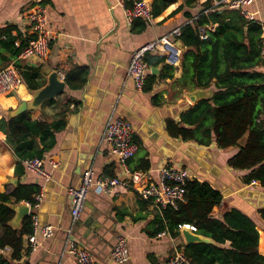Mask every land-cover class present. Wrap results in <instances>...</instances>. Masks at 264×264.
Wrapping results in <instances>:
<instances>
[{"label":"crops","instance_id":"1","mask_svg":"<svg viewBox=\"0 0 264 264\" xmlns=\"http://www.w3.org/2000/svg\"><path fill=\"white\" fill-rule=\"evenodd\" d=\"M144 1L152 7L155 0ZM206 1L199 0L194 8L174 13L184 3L180 0L151 23L140 20L130 25L122 8L112 9L113 0H45L50 26L59 32V37L45 62L31 60L21 61L22 64L41 68L46 83L53 72H58L65 80L75 67H86L90 74L83 89L71 90L67 86L57 98L67 97L74 103L67 115L66 129L57 134L56 147L44 155V170L49 173V179L29 172L25 163L22 176H16L17 159L6 145V135L0 132V192L13 188L10 179L15 178L23 184L40 185L42 198L34 213L41 224L56 228L52 239L41 242L36 251L25 254L22 260L13 264H79L68 252L71 241L89 250L100 264H116L111 254L120 236L128 241L130 260L127 264H166L177 252H184L187 245L182 233L178 238L167 233L152 236L156 228L153 222L160 211L150 203L143 204L137 192L127 187H118L113 195H106L94 185L83 213L79 219L73 220L67 191L70 186L80 183L85 169L92 168L96 178L122 175L123 167L111 153L104 136L107 123L117 118H124L132 124L135 138L140 142L138 153L129 162L132 171L139 170L143 157L150 162L146 173L154 182L159 181L163 167H182L188 169L195 179L209 182L222 193L223 210L238 208L251 214L264 208V189L245 185L242 182L244 173L232 170L227 164L235 148L224 151L215 142L201 147L168 135L166 119L178 121L182 112L195 105L190 94L208 99L215 92L214 87L180 92L174 86L183 73V51L168 47L164 52L149 54L164 56L167 64L176 66L174 79L159 80L151 93L138 92L128 76L134 50L163 37L176 44L178 41L173 31L192 22L185 12H199ZM32 3L33 0H0V27L16 26L26 38L25 15ZM215 3L213 0V5ZM247 11L255 20L264 23V0H257L247 7ZM141 24L147 26L145 30L141 29ZM210 27L216 28L208 26V29ZM16 46H20V41ZM158 68L162 71L161 66ZM159 94L163 96L162 101L164 99L161 107L152 102V98ZM32 98V92L22 84L17 94H0V112L9 115L21 101H31ZM60 112L59 105L46 102L31 111V117L52 122L58 119ZM37 147H43L39 140L34 149ZM26 150L30 151L27 147ZM32 212L30 210V214ZM259 249L264 254V232ZM11 253L10 249L4 251L8 259Z\"/></svg>","mask_w":264,"mask_h":264},{"label":"trees","instance_id":"2","mask_svg":"<svg viewBox=\"0 0 264 264\" xmlns=\"http://www.w3.org/2000/svg\"><path fill=\"white\" fill-rule=\"evenodd\" d=\"M132 1L126 0L127 6ZM179 1L155 0L151 7L154 19ZM198 1L184 0L174 13L194 8ZM222 7V4L214 7L213 0H207L199 12H185L192 22L181 28V35L176 39L185 49L181 56L183 73L174 86L180 92L211 87L215 92L211 98L182 112L178 121L166 119L165 129L171 138L185 143L208 147L215 142L224 151L235 148L228 166L244 173L245 185L254 182L264 189V59L261 50L264 23L248 20L238 10ZM212 8L217 10L209 15L203 13ZM208 26L216 28L210 31ZM146 27L141 24L142 30ZM17 41L20 46H16ZM26 41L18 27H0V69L14 65L23 84L34 92L46 85V79L41 68L28 67L19 60ZM145 61L151 68L161 66L162 71L158 77L148 76L144 93H151L159 80L174 79L176 66L167 64L166 57L147 54ZM89 74L88 68L75 67L65 76V82L71 90H81ZM162 98V94L154 96L153 105L163 106ZM50 103L61 108L58 119L52 122L33 120L29 111L15 118L0 112V132L6 135V145L17 159L15 174L19 178L24 162L44 159V155L56 147L57 134L67 127V115L74 101L65 97ZM38 140L43 147L34 149ZM135 142L140 147L136 138ZM149 169L150 162L141 158L137 171ZM40 194V185L20 182L0 192V264H13L27 255L26 237L33 232L32 214ZM223 200L222 193L209 182L194 178L186 185L184 201L156 216L152 236L167 233L178 238L182 228L190 226L195 234L214 241V244H192L184 248L185 256L194 264H264V254L259 249L264 232V208L251 214L238 208L223 210ZM148 203L143 200V204ZM20 204L30 205L33 212L15 229L10 222L16 213L10 205ZM6 249L12 251L10 259L4 255Z\"/></svg>","mask_w":264,"mask_h":264},{"label":"built area","instance_id":"3","mask_svg":"<svg viewBox=\"0 0 264 264\" xmlns=\"http://www.w3.org/2000/svg\"><path fill=\"white\" fill-rule=\"evenodd\" d=\"M257 0H222L216 2L214 7L222 4V9L238 10L248 20H255L254 15L247 11V7ZM120 7L123 9L128 24L142 20L151 23L154 20L151 6L144 0H133L127 6L126 0H113L112 9ZM212 8L204 11L206 15L215 12ZM27 21L26 45L23 48L20 61L45 62L51 55L52 46L59 37V32L50 26L49 9L45 0H33L31 6L26 11ZM205 33L204 29H200ZM208 30L213 31L210 27ZM173 35L176 39L181 35V29H175ZM262 57L264 59V30L262 34ZM168 47L178 49L168 37H163L157 41L144 45L133 51L128 67V76L134 81L138 92H143L148 76L151 74V67L145 61L147 54L164 52ZM23 84L19 70L14 65H9L0 70V94H17ZM105 140L111 147V153L116 157L123 167L122 175L96 178L95 171L87 168L83 171L80 183L77 186L68 188V197L71 216L74 221L80 218L85 209V204L89 192L94 185H97L106 195H113L118 187H127L139 195V197L150 202L160 212L168 207L176 208L178 203L183 202L186 195V185L195 177L185 168L167 165L159 172V181L154 182L152 178L143 171H132L129 162L136 156L139 146L135 142V130L132 124L124 119L117 118L110 120L105 128ZM29 172L49 179L50 175L44 170L43 159H33L24 162ZM251 185H257L252 183ZM42 195L37 197V205L40 203ZM34 207V210L37 208ZM30 207V205H28ZM30 210L32 211L31 207ZM33 232L26 237V248L28 253L36 251L41 242L52 239L56 234V228L50 224H41L37 215L32 214ZM68 252L74 256L79 264H100L93 254L76 241H71ZM112 260L116 264H127L130 260V252L127 238L118 237L111 254ZM166 264H194L188 259L183 251L177 252Z\"/></svg>","mask_w":264,"mask_h":264},{"label":"water","instance_id":"4","mask_svg":"<svg viewBox=\"0 0 264 264\" xmlns=\"http://www.w3.org/2000/svg\"><path fill=\"white\" fill-rule=\"evenodd\" d=\"M176 47L179 48L181 51H184V46L181 41H178ZM160 68L153 67L151 69V74L154 76L160 75ZM67 84L64 79L60 78L58 72L51 73L47 78V83L41 89L32 92V100L31 101H21L18 107L15 110H12L9 113L10 118H15L22 113L27 111L31 112L36 109H39L44 103L56 101L59 95L64 93ZM190 99L193 101L194 104H197L203 99L206 98H199L197 94H190ZM10 183L14 186L18 185V179H10ZM12 209H14L16 215L15 218L10 222V225L15 228L19 229L21 227L22 221L30 215V207L26 204L20 205H10ZM182 236L185 240L186 245L192 244H214L212 239L197 235L193 232V229L190 226H185L181 230Z\"/></svg>","mask_w":264,"mask_h":264},{"label":"rangeland","instance_id":"5","mask_svg":"<svg viewBox=\"0 0 264 264\" xmlns=\"http://www.w3.org/2000/svg\"><path fill=\"white\" fill-rule=\"evenodd\" d=\"M1 70V69H0ZM12 189V188H11Z\"/></svg>","mask_w":264,"mask_h":264}]
</instances>
